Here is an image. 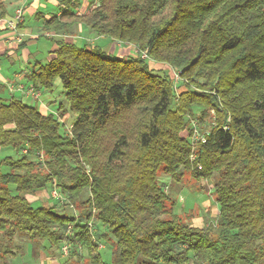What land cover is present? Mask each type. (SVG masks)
I'll use <instances>...</instances> for the list:
<instances>
[{
	"label": "trees",
	"instance_id": "trees-1",
	"mask_svg": "<svg viewBox=\"0 0 264 264\" xmlns=\"http://www.w3.org/2000/svg\"><path fill=\"white\" fill-rule=\"evenodd\" d=\"M59 2L60 13H37L44 32L85 25L138 52L51 40L28 83L53 92L60 82L69 132L0 84V149L18 156L0 159V259L27 236L68 238L89 264H264V0H93L82 13L81 0ZM7 13L0 0V19ZM185 173L215 179L219 212L203 226L177 212L159 178ZM47 186L80 216L24 195Z\"/></svg>",
	"mask_w": 264,
	"mask_h": 264
},
{
	"label": "rangeland",
	"instance_id": "rangeland-1",
	"mask_svg": "<svg viewBox=\"0 0 264 264\" xmlns=\"http://www.w3.org/2000/svg\"><path fill=\"white\" fill-rule=\"evenodd\" d=\"M81 1L82 2H81L79 9L81 8L84 0H81ZM34 2H35L34 3L35 7L37 8L35 12L36 11L37 13L44 12L46 17H48L49 15L53 13H57L61 6L58 3H57L58 5H56L53 0H34ZM87 2H89V4L91 3L88 7H86V10H89L90 8L93 7L92 3L94 2L93 0H85V3ZM14 3H15V0H11L10 3H8V0H7L8 11L10 12L13 11ZM19 8H22V7L20 6ZM37 13L32 15L29 10L27 13V19H30L29 24L32 30H36L38 26H40L39 28L41 29V26H42L43 19L37 17L38 15ZM86 28L88 29V27ZM40 31L44 32L42 29ZM38 32L39 31H37V33ZM41 35L42 36L39 37V40H36L37 41L36 44L29 45L24 48V51H25L24 57H26L27 62L30 61L31 63H36L37 61L46 62L49 60L48 56L50 54V50L53 47V44L50 40H48L47 37L44 36V34H41ZM83 37L87 38L88 42L90 41L92 42L96 40L97 37L99 36L95 35L94 32L92 33L91 30H88V33L83 35ZM27 38H29V36ZM121 45H123L122 47H125V43L121 42ZM92 46H97V47L102 48V50H104L107 54L111 56H116V57L121 56L120 55L121 48L116 46V40L112 39L111 37H101L100 39H97L95 43H93ZM135 55H131V56H135ZM5 64L8 65L7 62H5ZM0 66H4V64H0ZM0 68H3V67H0ZM10 68L13 70L14 66L10 65ZM164 68L169 69L168 67H165V66ZM174 70L175 69L171 70V75H173ZM178 89L180 90L181 88H178ZM49 93L52 94V97H55V98H51V96H49ZM49 93L47 91H44L43 95L41 96V99L43 101L44 100L47 101L49 99H52V101H54V99H57L56 101L52 102L53 107L49 105L50 110H52L50 112H52L53 114L63 119V123L65 125L64 130L65 132H69V129L72 126V122L75 119V116L72 115L73 117L70 119L68 116L71 113L68 110H66V108L64 107L66 105L65 96H64V88L62 87L60 82H57V85L54 91L49 92ZM4 95H7L6 91H4ZM60 104L63 105L62 108L58 107ZM62 113L64 114V117L62 116ZM200 115L201 114L199 112L197 113L196 116L201 117ZM198 121H199L198 119L195 120L193 122V125L194 123H197L198 125ZM201 127L203 129H206L205 131H208L209 123L208 122L205 123L203 121V125ZM187 131L189 133L190 128L187 129ZM202 132L204 131H202L201 129L200 133L202 134ZM188 133L185 132V134L187 135ZM5 155H12L14 158L18 157L15 154V152L12 150H7V151L1 150L0 159ZM159 178L162 184L165 186V189L167 190L169 195L176 201L177 212L183 214V216L184 214H187V213L189 214L193 213V217H194L193 220L195 221L194 224L197 226H203L205 221H207V219L215 220L219 212V204L215 201L214 194H213V183L215 181L214 178L208 179V180L197 181V180L192 179L188 173H185L184 178L179 182L173 180L170 176L166 174H160ZM55 189H57V191L60 193L62 198H57L56 196L52 195V192ZM24 195L27 196L28 199H30L34 205H41V204L47 205V206L57 205V208L65 212V214H68V215L73 214L76 217L80 216V212H79L80 210L78 209L77 206L73 204H69V205L65 204L64 206H62L64 204V201L67 198L61 194L60 189L58 187L55 188V187L47 186V188L45 189L37 190L34 194H30V195L24 194ZM82 196L87 197L88 192L84 193ZM57 201L59 204H57ZM77 220L79 219L77 218ZM69 226H72V229L74 227L73 224H69ZM72 231L73 230H71V232ZM72 235H73V232H72ZM64 244H68L69 246L67 253L62 250V246ZM11 249L13 251L12 254L3 255L2 258L0 259V264H89V261H90L89 252L86 249L80 247L79 244L74 246V243L68 238H66V240H64L60 246H57V245H53L49 243L46 240H38V239L31 240L26 236V237L17 238L16 242H14V245L11 244ZM99 249H100L99 250L100 253L103 256V259L106 262H110L111 261V251L108 248L107 244L103 242L102 245L99 247Z\"/></svg>",
	"mask_w": 264,
	"mask_h": 264
},
{
	"label": "crops",
	"instance_id": "crops-1",
	"mask_svg": "<svg viewBox=\"0 0 264 264\" xmlns=\"http://www.w3.org/2000/svg\"><path fill=\"white\" fill-rule=\"evenodd\" d=\"M5 1L7 3V0ZM53 1L56 5L60 4L58 0H53ZM10 2L11 0H8V3ZM34 3H35L34 0H15V3L13 4L14 6L13 11L12 12L8 11L7 15L4 18L0 19V64H4V66H0V67H3V68H0V84L6 87L5 91L7 92V96L13 95L16 97H20L25 102L32 104V105H36L42 112L49 113L50 111H52L50 110L49 105L53 107L52 102L56 101L57 99H54V101H52V99L43 101L41 99V96L43 95L44 91H47L44 89L38 90L40 92L39 98H34L31 94H29L28 90L29 88H31V85L28 83L27 76L32 71L31 70L32 66L35 63H31L30 61L27 62L26 57H24L25 56L24 48L26 46L36 44L37 42L36 40H39V37L42 36L41 34H44V36L47 37L48 40L50 41L51 40L53 41V39L65 38L67 40L75 42L79 46H84V45L92 46L93 43H95L97 39H100L101 37H104V36H99L97 37L96 40L92 42L91 41L88 42L87 38H84L83 35L88 33V30L90 29L89 28L87 29L85 25L77 26L74 29L73 34H67V35L65 34L58 35V34H52L50 32H41L40 31L41 29L39 28L40 26H38L36 30H32L29 24L30 19H27V13H28V10L31 12L32 15L37 13V11L35 12L37 8L35 7ZM90 4L89 2L85 3V0H84L79 11L80 12L81 10L82 12L87 11L86 7H88ZM20 6L24 9L23 19L18 24V31L24 34L21 41H19L17 38V32H14L13 30L8 28V20L14 16L16 9L19 8ZM60 12H61V9L59 8L57 13H60ZM48 17H50V15ZM37 31L39 32L37 33ZM28 36L29 38H27ZM116 46L121 48L120 57H127V55L129 56L131 53H132L131 55H135L138 52L137 48L134 45L125 43V47H122L123 45H121V42L118 40H116ZM55 48H56V45L54 44L50 51H53ZM51 56L52 54H49L48 59H50ZM5 62H7L8 65L5 64ZM10 65L14 66L13 70L10 68ZM47 92L49 93L51 91H47ZM49 96H51V98H55V97H52V94L50 93H49ZM65 108L67 109L68 106L65 105ZM68 117L71 119L73 116L70 114ZM60 119L63 122V119L62 118ZM1 150L2 149H0V151ZM193 222L195 221L193 220Z\"/></svg>",
	"mask_w": 264,
	"mask_h": 264
},
{
	"label": "built area",
	"instance_id": "built-area-1",
	"mask_svg": "<svg viewBox=\"0 0 264 264\" xmlns=\"http://www.w3.org/2000/svg\"><path fill=\"white\" fill-rule=\"evenodd\" d=\"M23 19V9L22 8H19L15 11V14L14 16L8 20V28L13 30L14 32H17V38L19 41L22 40L24 34L23 33H20L18 31V24L20 23V21ZM143 57H147L146 54L143 55ZM179 71H176L174 70L173 71V77L175 78L176 81H178L179 79ZM29 94H31L34 98H39L40 96V92L36 89H34L33 87L29 88L28 90ZM52 195L53 196H56L57 198H61V195L60 193L57 191V189H55L53 192H52ZM71 230H72V226H69L67 231H68V235L71 234ZM68 244H64L62 246V250L65 251L66 253L68 252Z\"/></svg>",
	"mask_w": 264,
	"mask_h": 264
}]
</instances>
